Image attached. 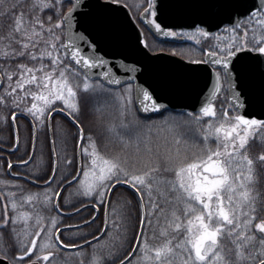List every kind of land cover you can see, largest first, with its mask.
Returning <instances> with one entry per match:
<instances>
[{
	"label": "snow or ice",
	"instance_id": "1",
	"mask_svg": "<svg viewBox=\"0 0 264 264\" xmlns=\"http://www.w3.org/2000/svg\"><path fill=\"white\" fill-rule=\"evenodd\" d=\"M118 3L119 0H32L26 13L23 0H0V18L11 20L0 35V42L6 47V50L0 49L3 62L0 65V107L8 113L7 116L0 113V123H15L20 115L28 120L31 128L45 129L49 121L55 119L53 113L57 112L59 104V111L66 114L63 119L76 128L75 133H69L71 158L68 140H65L63 169L60 153H55L52 160L51 154L55 152V142H52L48 146L52 162L47 170L41 172L34 167L28 174V180L43 182L45 188L35 195L42 197L43 207L56 215L38 218L25 239H18V247L3 253V259L7 264H40L41 259L49 261V257L55 255L51 249L57 244L65 248L79 247L74 239L60 238L64 236L58 231L59 224L64 223L61 205L70 207L78 215L81 210L87 212V217L81 215L86 228L96 224L97 217L92 213L99 210L100 225L87 235L80 234L85 245H90L88 236L99 245L101 239H108L105 204L111 206L118 194L123 197L119 186L127 185L138 196L135 222L131 216H124L121 224L113 225L118 229L117 236L110 244L94 250L92 264H144L149 252L154 254L153 264H264V240L257 247L252 242L255 234L248 235L251 227L264 236V216L254 215L255 209L244 211L253 203L245 183L246 175L248 180L252 178L253 165V160L245 154L247 133L257 130L264 135V119L255 118L257 113L264 116V0L259 3L257 0H143L139 5L140 21L154 36L185 35L172 28L187 25L194 30L190 38H207L203 60L190 62L211 65L215 70L213 95L221 90L223 73L231 97L227 108L220 105L218 117L206 87L200 90L198 115L191 114L185 123L200 125L202 135L198 150L201 155L191 161L178 159L165 167L170 178L153 175L158 172L157 167L135 168L119 154L101 157L91 129L85 126L90 97L112 94L105 82L126 85L129 95L125 100L132 104V85L121 79V73L132 74L130 80L133 81L144 76L145 82L159 74L160 79L149 83L148 87L136 85V98L144 112L166 110L158 90L181 91L197 86V70L187 66L178 70L155 69L131 53H120L119 61L95 55L100 51L101 39L120 42L113 19L116 9L112 8ZM169 18L181 23L170 26L165 22ZM221 25L226 27L221 28ZM221 33L226 35L222 37ZM140 43L138 38L137 44ZM196 43L199 45L201 41L196 40ZM147 47L145 44L144 48ZM95 69L101 71L94 74ZM99 77H103V82ZM29 97L44 101V106L31 103L29 107L26 103ZM232 112L240 114L230 115ZM129 115V125L139 126L134 112L130 111ZM18 140L19 136H14V142ZM77 146L81 153L78 165ZM27 155V151L22 156L17 155V161L26 165ZM259 160L264 166V153ZM5 167L12 168L7 157ZM7 175H12L11 171ZM3 183L6 187L9 185L7 181ZM12 187L25 190L20 184ZM70 187H76L83 197L76 204L63 195ZM0 194H4L2 189ZM4 195L5 199L13 201L11 208L0 204V221L7 225L11 218L5 217L16 210L17 204L14 194ZM27 199L31 201L33 196ZM161 199L165 205H173L171 219L165 215ZM89 205L95 207L89 210ZM261 208L264 210V201ZM177 211L181 215H177ZM145 224L147 232L143 231ZM101 228L106 230L98 237L96 233ZM181 229L184 239L174 242ZM137 230H140L139 237ZM129 232L132 239L128 237ZM148 233L152 241L160 243L151 244ZM222 234L233 238L234 248L222 249L219 244ZM134 243L143 255H137V248L132 247Z\"/></svg>",
	"mask_w": 264,
	"mask_h": 264
},
{
	"label": "trees",
	"instance_id": "2",
	"mask_svg": "<svg viewBox=\"0 0 264 264\" xmlns=\"http://www.w3.org/2000/svg\"><path fill=\"white\" fill-rule=\"evenodd\" d=\"M135 4H128L130 5V10L137 22H139V13L142 12L141 9L136 10L135 6L143 0H135ZM19 2V0H18ZM32 3V0H23L24 4V10L27 13L28 5ZM11 24V20L8 18H0V35L3 34L7 30V26ZM144 31V41L145 44L148 45V48L150 50H153L154 52H166V53H174L177 54L185 59L187 61H202L204 58L205 51L207 49L206 40L207 38H203L201 43L194 44L184 41L183 39L179 37H175L173 39L167 40V41H159L154 39L146 29L143 28ZM186 33V32H184ZM188 33V32H187ZM190 33V32H189ZM225 33H221V36H225ZM222 42V41H221ZM0 49L6 50L5 44L0 42ZM3 62L0 61V65H2ZM7 67V65H4ZM30 66V65H29ZM222 81L224 80L223 73H221ZM224 91V90H223ZM216 103L214 104L217 109V115L219 117L220 115V105L223 104L225 108H227V105L229 104L226 91L222 93V95L218 98ZM59 107H57L58 109ZM0 113L7 116V110H5L3 107H0ZM109 112L103 111V109L99 108V106H95L93 103V100L89 99V106H88V112L85 117V126L87 128L91 129V134L94 136L98 149L104 158H110L112 155H121L122 157L126 158L128 163L130 165H133L135 168L138 169H145L148 167H157L158 172H154L153 175H157L160 178H170V175L165 172V167L170 166L171 164L175 163L178 159H188L189 161L198 158L201 153L198 150V146L200 145V139L196 135V132L198 130V127L195 125L194 122H192L193 126H181L180 129L175 131H169V130H159V131H152L145 135V137L142 139L141 137L139 139H134L130 136L129 133H127L122 127L120 128L118 125V122L115 121L114 115L109 116ZM165 115H169L171 117L175 118H184L189 120L191 113L186 114H173V113H165L160 118L164 117ZM198 115V114H197ZM230 115H237V112H232ZM109 116V117H108ZM64 117L62 115L55 116V119L53 120V133H54V141H55V151L56 153L61 154V168L63 169V152L65 147V140H68V153L69 157L72 156L71 151V140L69 133H75L76 128L67 123L66 120L63 119ZM156 118H147L148 122H152L153 119ZM159 118V119H160ZM189 124V123H187ZM47 138L45 139L44 143H42L43 139H41V134H43L41 131H38V147L41 149L42 147L45 148V150H42L41 157L38 155L36 156L35 160L32 164V169L39 168L41 172L47 170V166L52 162V160L49 159V133L48 129L45 130ZM18 135L21 142V149H26V146H29V140L32 138V128L28 125H26L24 122L20 123L18 125ZM14 136L15 131L11 125L10 121H6L4 123H0V143L4 147H11L14 145ZM64 139L63 142L59 144V140ZM77 149V148H76ZM264 153V136H257L250 140L248 144L246 145V151L245 154L253 160L252 165V173H251V180L246 179L245 183L246 186L249 188L251 196L253 198V203L249 207H245L244 211L245 213L251 211L252 209H255V212L253 213L257 217L264 216V210L261 208V202L264 201V166L261 165L259 157L260 155ZM76 157V152H75ZM16 156H10L11 160H14ZM167 158V161H166ZM77 162V159H76ZM2 165L3 170L6 169L5 162ZM30 169V171L32 170ZM29 171V172H30ZM29 174V173H28ZM2 180L8 181L9 178L5 177L2 178ZM36 181L35 179H32ZM41 182L42 181H37ZM29 189L33 191L41 192L44 188H35L33 186H28ZM74 187L69 188L65 193L64 196L66 199L72 203L76 204V201H74L76 198L73 195V189ZM72 190V191H71ZM120 193H123V197H121L119 194L116 199L113 200L112 205L109 206V227H108V239H102L100 240L99 246L108 245L111 243L112 238L117 236L118 229L113 228V225H119L123 221L124 216H131L133 222H135L136 218V204L138 198H136V194L127 189V188H119ZM130 201L131 203H127ZM39 206V214H44L45 216L48 215H56L55 212L49 213L42 205V203L37 204ZM106 205V204H105ZM79 207V205L77 204ZM161 206L165 210V215H168L171 219V210L173 208V205L171 203L165 205L163 202V199H161ZM64 212L73 211L70 207H66L64 205H61ZM177 209L180 208L179 205H175ZM93 214V213H92ZM81 215L87 217L88 213L83 212L79 215H76L74 217L65 218L61 216V219L64 221V223H61L58 228L64 227V226H73L82 224ZM177 215H181L180 211H177ZM142 218V215H141ZM181 219L183 220V216H181ZM258 222V220H257ZM164 223L163 218H161V224ZM100 225V219L96 221V224L93 225V228ZM93 228H82L78 230L73 231H65L64 236L61 237V239H64V237H69L71 239H74L76 241V244L83 243L84 241L80 239V234L87 235V233L91 232ZM103 228H101L102 231ZM100 231V232H101ZM144 231L147 232V225L145 224ZM100 232L96 233V235H99ZM139 230L136 232V236H138ZM76 234V235H73ZM253 234H255V240L252 241L259 247V243L261 240H264V236H261L259 234V231L257 229L249 228L248 235L251 237ZM184 232L180 231L179 235H175L176 241H181L184 239ZM129 239H132V233H128ZM148 237L150 239L151 244H159L160 241H152L151 240V233H148ZM92 239L91 236H88V240ZM1 240H3L4 244L13 246V244H18L15 237H1ZM67 243V241H65ZM135 244V243H134ZM132 244V247L134 246ZM219 244L221 245L222 249L227 248H234L235 244L233 241V238L227 236L226 234H222L219 238ZM98 245V244H96ZM143 247V245H141ZM139 249V248H138ZM55 255L53 256V261L56 264H60L65 260V254H71L69 252H66L64 250H61L56 245V249L54 251ZM137 255H143V253L138 250ZM153 253H148L147 258L152 259ZM146 258V259H147ZM145 259V260H146ZM90 259H86L85 263L89 261ZM145 262V261H144ZM144 264H153V261H147Z\"/></svg>",
	"mask_w": 264,
	"mask_h": 264
},
{
	"label": "water",
	"instance_id": "3",
	"mask_svg": "<svg viewBox=\"0 0 264 264\" xmlns=\"http://www.w3.org/2000/svg\"><path fill=\"white\" fill-rule=\"evenodd\" d=\"M257 2L259 3L260 0H257ZM113 9H116V11L113 13V19L115 22V26L116 29L119 32V35L121 37L120 42L119 43H111L108 40L105 39H101L99 42V48L100 51H98L97 53H95V55H99L102 57H105L106 59L109 60H116L119 61L121 59V56L119 55L120 53H131L135 56L136 59H140L143 61V63L151 68H155V69H159V68H168V69H174V70H178L181 69L185 66L192 68V69H196L197 70V75H198V82H197V86L196 87H189L186 89H183L181 91H175V90H158L159 91V95L161 96V103L163 105L166 106V110L162 109L160 111H154V112H144L142 111V109H140V101L139 99L136 98V92H135V88L136 85L138 84H143L144 87H148L149 83H155L156 80L160 79L159 74H156L154 76L153 79L151 80H147L144 76L140 77L137 80H130V76L132 74H128V75H124L123 73H121V79L122 80H126L129 81L132 85L133 88V98H134V106L135 109L138 113V115L142 118H152V117H158L161 116L162 114H165L167 112H171V113H176V114H184V113H191V114H198L197 109L200 106V90L206 87L207 93H208V98L209 101L212 103H215V101H217V99L222 95L224 90V84L223 81H220V87L221 90L213 95V88L215 85V81H216V77L214 75V69H212L211 65H206L204 63H194V62H190L181 57H178L174 54H170V53H165V52H152L148 47L144 48V34H143V30L141 29L140 25L137 24L136 20L134 19L132 12L130 11V9L123 3H118V4H113L112 5ZM166 23H168L170 26L174 25V24H178L181 23V21H177L174 18H169L165 21ZM142 24V23H140ZM144 27L145 25L142 24ZM221 28L226 27V25H221ZM146 28V27H145ZM148 30V28H146ZM173 31H179V32H193L194 30L191 28H188L187 25H185L183 28H178V27H173L172 28ZM213 31H217V29H213ZM148 32L151 34V36L153 38H155L156 40H160V41H167L170 39H173L174 37H163V36H154L152 34L151 31L148 30ZM139 38V40L141 41V43L138 45L137 44V39ZM66 42V41H65ZM141 48H144V51H140ZM89 55H92V53H89ZM129 63H131V61H129ZM101 70L100 69H95L94 70V74L95 73H99ZM99 79L103 82V77H99ZM224 81L226 84V94H227V98L228 101L230 103L231 97H230V93L228 91V82L227 79L224 77ZM222 80V79H221ZM105 86L107 88L110 89H114L117 90L120 88L125 87L126 85L121 84V85H112L109 82H105ZM140 109V110H137ZM240 114V113H238ZM57 115H62L63 117L66 116L65 113L60 112L59 109H57L56 113H53V116H57ZM17 118H24L23 116L17 115ZM255 118L257 119H264V116L260 115V114H256ZM31 119V118H29ZM28 121V120H26ZM14 125V131H15V136L18 135L17 132V127L15 125V123H13ZM48 132H49V137H50V144L52 142H54V136H53V128H52V120L49 121L48 124ZM33 148H32V154H31V159L27 160V164H16V165H12V168L14 166H21V167H25L28 164H30L33 160L34 154H35V147H36V142H37V130L36 128L33 129ZM19 147V143L16 142L15 147L13 150H7V149H3L5 152L7 153H11L13 154L14 152H16L18 150ZM77 163L79 164V161L81 159V153L79 151V147L77 146ZM53 155V160L55 159V152L52 153ZM11 168V169H12ZM11 169H8V172L11 171ZM79 170V168L77 169ZM15 179H21L26 181V183L30 184L31 186H34L36 188H45V185L43 183H39L36 182L34 180H28L27 177L25 176H16V175H10ZM127 188L131 191L134 192V190H132L130 188V186L124 185V186H119V188ZM68 189V188H67ZM135 193V192H134ZM64 194V193H63ZM137 196V195H136ZM138 198V196L136 197ZM92 207H95V205H89V209H91ZM84 211L81 210V213H83ZM108 213H109V205L108 203H106V209H105V219L107 221V229H108ZM78 215L75 211L72 212H62L61 216L65 217V218H70V217H74ZM142 215V212H141ZM99 216V210L96 211L95 217L98 218ZM143 219V215L142 218ZM97 220V219H96ZM85 228L84 223L82 224H78V225H74V226H65L60 228L58 231H72V230H78V229H82ZM145 228V225H144ZM143 228V231H144ZM106 229L103 228L102 232H104ZM101 232V233H102ZM101 233L98 235V237L101 235ZM140 236V230L138 232V236ZM90 241V245H85L84 243L79 244V247H63L62 245H58L57 246L64 251L67 252H74V251H78V250H82L86 247H89L91 245H93L94 243H96V241H93L92 239L89 240ZM133 248H137V245L135 244ZM138 248H137V252H138ZM0 264H7V261H5L4 259L0 258Z\"/></svg>",
	"mask_w": 264,
	"mask_h": 264
},
{
	"label": "rangeland",
	"instance_id": "4",
	"mask_svg": "<svg viewBox=\"0 0 264 264\" xmlns=\"http://www.w3.org/2000/svg\"><path fill=\"white\" fill-rule=\"evenodd\" d=\"M119 2L125 4L128 8L130 7V5H128V4L132 5V4L136 3L135 0H119ZM141 3H139L135 6L136 10H139V5ZM141 11H142V9H141ZM149 19H150V17H149ZM192 33L193 32H190V33L186 32L185 35H181V36H177V37L183 39L186 42L194 43V44H197L196 40H202L203 39V37H200V36H195L194 38H190ZM151 51L154 52L153 50H151ZM170 54H174V53H170ZM174 55L181 57L177 54H174ZM181 58H183V57H181ZM183 59H185V58H183ZM185 60H187V59H185ZM32 91H36V90L32 89ZM110 91L112 93L110 95H104V94L93 95L90 98L93 100V103L95 106H97V107L99 106V108L103 109V111L109 112L110 113L109 116H112L115 113L114 119H115V121L118 122L119 127L120 128L122 127L134 139H139L140 137L143 139L145 137V135H147L148 133H150L152 131H159V130L164 129V130H169V131L171 130V131L176 132V130L180 129V127L183 125L193 126L192 123H189V124L185 123L186 121H189L187 119L175 118V117H171L169 115L168 116L165 115L162 118H160V116H158L160 119L157 118V119H153L152 122H148L147 118H141L138 115V113L135 109V106H134V98H133L132 104H129L125 100V96L129 95V93L126 91V86L121 88V89L117 88V90L110 89ZM42 94L47 95V92H43ZM131 95H133V91H132ZM26 103H28L29 107L31 106V103H36L38 107L44 106V101L34 99L31 97H29L26 100ZM57 107L60 108L61 106L58 104ZM130 111L134 112L136 119L139 121V126L129 125V120H131V116L129 115ZM152 118H156V117H152ZM195 125L198 127L196 135L201 140L202 129H201L200 125L194 124V126ZM46 129L47 128L41 129V128L37 127V130L41 131L43 133V134H41L42 135L41 139H43V141H42L43 144H45L44 141L47 138L46 133H45ZM247 136H248V142H249L250 140H252L253 138H255L257 136L261 137L264 135L259 133L257 130H251L247 133ZM63 141H64V139L59 140V144ZM43 149L45 150V148L42 147L41 152L39 153L40 157L43 154L42 153ZM90 151H92V149H90ZM96 151L102 157V155L98 149V146H97ZM246 179H247V175L245 176V181H246ZM12 185H15V184H10L11 187H12ZM20 185H23V184H20ZM73 189H74L73 195L76 198L74 201H76V203H77V201L80 199H83V197H81L79 195V193L76 191V187H74ZM41 192H38V191L33 192L34 195H33V199L31 201H29L27 199L28 196H26L25 199L22 197L21 200L20 199L16 200V204H17L16 210L19 212V214L16 216V218H17V223L20 224V226H21L20 229L17 231V234H15L16 239L24 240L25 234L31 232L33 226L37 222V219L41 218V217H47L44 214H39V206L37 204L41 203L42 197H37L35 194L41 193ZM86 203H87V201H86ZM45 223L47 224V220H45ZM181 232H183V229H181ZM43 238L44 237L42 234L41 239H43ZM38 243H39V241H38ZM98 247H100V246L94 244L88 248H85V250L82 249V250H78L75 252H69L71 254H68V255L65 254L64 255L65 260H63V262H61L60 264H81V262H83V264H92V260L94 258V256H93L94 250L97 249ZM55 249H56V245L53 246L51 250L54 252ZM4 251L5 250L3 248H0V254H3ZM33 258L35 259V257H33ZM86 259H90V260L85 263ZM146 260L152 261V259H150V258H147ZM146 260H144V261L146 262ZM41 263L42 264L45 263L43 261V259H41ZM54 264H56V263H54Z\"/></svg>",
	"mask_w": 264,
	"mask_h": 264
},
{
	"label": "flooded vegetation",
	"instance_id": "5",
	"mask_svg": "<svg viewBox=\"0 0 264 264\" xmlns=\"http://www.w3.org/2000/svg\"><path fill=\"white\" fill-rule=\"evenodd\" d=\"M31 118V117H29ZM25 123L26 125L30 126L28 124V121H26L25 118H17V120L15 121V125L17 127V131H18V125L20 123ZM11 125L14 129V125L13 123L11 122ZM31 127V126H30ZM32 132H33V128H32ZM19 136V135H18ZM49 140H50V137H49ZM33 134H32V138H31V148H29V146L27 145L26 146V149L23 150V148L21 149V147L23 145H21V142H20V139L18 140V143H19V147H18V150L16 152H14L13 154L11 153H7L5 152L4 150H2L1 148L3 149H7V150H13L14 147H15V144L16 142H14V145L11 146V147H4L1 145L0 143V189L3 190V193L4 194H7L9 192H11L12 194L15 195L16 197V200L17 199H22V197L25 199L26 196H33L35 191L31 190L28 188V186L30 184L26 183V181L24 180H19V179H15L13 178L12 176L10 175H7L8 173V169L6 168L5 170H3L2 168V165L4 162H5V157H7V160L12 164V165H16V164H19V162L17 161V158H15L14 160H11L10 159V156H16L17 155H24V153L27 151L28 152V155L25 156V160H29V157H31V154H32V148H33ZM35 154H34V157H33V160L30 161L31 163L28 164L27 166L25 167H21V166H14L12 169H11V173L13 175H16V176H19L17 175V173H21L22 175L20 176H25L28 178V173L30 171V169H32V164H33V161L35 160L36 156L38 155V153L41 152V149H39L38 147V137H37V142H36V147H35ZM52 155V154H51ZM76 159H77V150H76ZM52 160H53V155H52ZM78 165V163H77ZM78 169V167H77ZM9 178V180L7 182H9V185L6 187L5 184L3 182H5V180H2V178ZM10 184H23V187H24V191H21L15 187H11ZM31 186V185H30ZM4 194H0V204H7L9 206V208H11V203L13 202L11 198L9 199H5V195ZM19 208V207H18ZM19 214V212L17 210H14L12 212H9L7 214V216L5 217L6 219L7 218H11V223L5 225L3 223V221H0V248H3L5 251H10L13 247H18L19 245H16V244H13V246H10V245H6L4 244L3 240H1V237H6V236H9V237H15L17 234V231L20 229V224L17 223V218L16 216ZM96 212H93V216H95ZM97 220H99V216L97 218ZM96 220V221H97ZM59 229V228H58ZM101 233V232H100ZM98 236V235H97ZM134 247V246H133ZM4 251V252H5ZM0 258L3 259V254H0ZM20 258V253L17 252V259ZM34 259V258H33ZM35 260V259H34ZM45 263L44 264H54V261H53V257H49V261H44ZM40 264L41 261H40Z\"/></svg>",
	"mask_w": 264,
	"mask_h": 264
}]
</instances>
